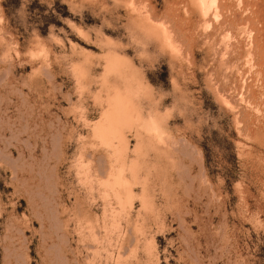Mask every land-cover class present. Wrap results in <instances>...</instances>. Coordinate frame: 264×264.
I'll use <instances>...</instances> for the list:
<instances>
[{
	"label": "rangeland",
	"instance_id": "1",
	"mask_svg": "<svg viewBox=\"0 0 264 264\" xmlns=\"http://www.w3.org/2000/svg\"><path fill=\"white\" fill-rule=\"evenodd\" d=\"M211 3L0 0V264H264V0Z\"/></svg>",
	"mask_w": 264,
	"mask_h": 264
},
{
	"label": "bare ground",
	"instance_id": "2",
	"mask_svg": "<svg viewBox=\"0 0 264 264\" xmlns=\"http://www.w3.org/2000/svg\"><path fill=\"white\" fill-rule=\"evenodd\" d=\"M197 2H199V4L201 5L203 11L207 10V8H210V5L212 4L211 0H197ZM141 122L142 116L137 110L130 91H115L114 94L108 99V109L97 124V133L99 137L104 141H110V138H115L118 141L117 152L120 156V159L122 160V163L119 164L120 167L117 170L116 176L113 178V185L114 187H116L115 189H117V197L121 201L129 202L133 197L132 194L135 191L134 187L139 184L142 186V194L139 200L142 204V208L147 209L150 206H154L155 204L152 198V194L150 193L149 186L147 185V181L143 180L141 183L139 182L140 176L137 172V161H135L129 168L131 175L130 179L125 176V171L127 169V157L125 156V154L129 148L124 135V130L125 128L130 126L140 125ZM139 170L141 169L139 168ZM112 190H114V188Z\"/></svg>",
	"mask_w": 264,
	"mask_h": 264
}]
</instances>
